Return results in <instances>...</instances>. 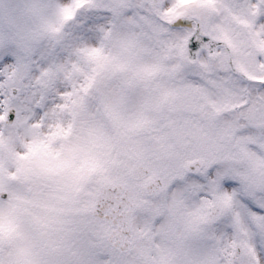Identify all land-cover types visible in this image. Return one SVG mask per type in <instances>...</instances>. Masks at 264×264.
<instances>
[{
  "label": "snow or ice",
  "instance_id": "6c2138e0",
  "mask_svg": "<svg viewBox=\"0 0 264 264\" xmlns=\"http://www.w3.org/2000/svg\"><path fill=\"white\" fill-rule=\"evenodd\" d=\"M84 8L102 10V35L109 29L132 35L146 59L167 66L143 135L169 154L149 190L178 198L195 225L179 264H264V0H198L191 9L178 8L177 0H70L55 31ZM86 72L83 64L71 65L65 73L71 88ZM68 91L60 93L62 102ZM0 100V134L40 120H25L7 96ZM136 101L134 92L125 97L126 104ZM14 170L11 160L0 163V201L18 186L8 176ZM123 255L117 251L115 264ZM47 264L64 261L54 255Z\"/></svg>",
  "mask_w": 264,
  "mask_h": 264
},
{
  "label": "rangeland",
  "instance_id": "374dc122",
  "mask_svg": "<svg viewBox=\"0 0 264 264\" xmlns=\"http://www.w3.org/2000/svg\"><path fill=\"white\" fill-rule=\"evenodd\" d=\"M197 2L198 0H177V7L191 9ZM32 3H38L45 14L55 20L62 7L70 3V0H8L6 16L10 26L7 31L14 38L0 43V73L7 75L6 80H0V95L8 97L9 106L15 108L17 116H23L25 120L32 117L40 120L31 123L34 125L35 134L30 131V134L26 135L23 128L21 133L17 134L21 137L17 138L15 135L17 131H14L8 135L0 134L1 140L5 137L16 141L12 149L14 155L15 151L23 150L24 157L20 159L26 164H37L36 170L44 169L45 176H48V168H51V179L59 177L56 171L62 168L64 158L66 182L69 181L70 188L78 183L74 178V165L77 162H72L69 166L68 164L79 154H87L93 158L101 155L98 159L104 166L101 168L92 165L97 162H90L89 165L95 168V172L91 169L89 172L98 176L97 174L102 173L106 166L108 168L105 171L109 173L110 180L128 181L129 168L141 161L149 167L150 175H156L158 168L166 166L165 161L169 154L162 146L153 144L146 135H143V130L162 94L167 66L159 58L146 59L144 49L132 35L114 36L112 29L102 35L99 30L104 20L103 12L99 9L78 10L72 20L64 22L59 33L38 37H15V33L20 30V24L26 19L21 13ZM172 14H176L175 9L172 10ZM89 19L98 22L88 23ZM82 47L84 50L79 53L78 50ZM5 57L10 59L6 60ZM73 63L83 64L86 68L95 70L93 77L95 82L90 81L93 84L91 88L90 82H87L89 85L84 89L86 101L80 102L84 105L82 108L79 107L78 111L69 107L70 105L78 107L79 99L82 97L79 96V99L78 96L73 97L77 95L76 89L78 91L83 87L86 76L83 81H78L71 88L73 80L68 79L65 73L70 70ZM132 65H136L138 69L135 74L128 73V68ZM45 70H48L47 76L44 75ZM111 73L113 76L117 75V78L112 77ZM148 75H156L153 77L154 81L159 80L161 84V89L154 87L151 94L147 92L150 91L147 86L151 81ZM7 85L19 88L15 99L8 95L10 87H7L5 92ZM62 91H68L66 98L67 95H73L70 98L75 100L67 101L65 98L62 102L60 96ZM130 92L137 96L134 105L125 103V97ZM152 96L158 97L152 98L154 104L151 102ZM96 97L98 100L91 108L90 103ZM3 103L5 101L0 100V104ZM96 105L104 111L103 114L101 110L98 114L94 113ZM75 117L80 118V127L73 130ZM49 149H54L60 156H50ZM83 157L87 156H80ZM3 158L5 151L0 150V162ZM47 158L57 159L50 160L49 166H46ZM11 173L13 174V171ZM78 179L82 180L79 177ZM94 180L91 177L89 180L91 183L85 186L79 195L86 210L89 209L88 204L95 195ZM129 190L132 197L145 199L147 206L141 209L139 215L135 213V227L137 223L140 226L137 233L134 228L135 240L132 242L131 253L121 257L122 264H173L174 261L175 264H179L181 259H186L189 251L188 241L196 235V230L195 225L182 211L181 201L176 197L163 195L145 196L142 181L132 182ZM49 197L53 206H64L59 200V192H53ZM24 208L29 212L21 211L14 205H5L2 208L7 222H17L20 229L19 237L23 234L21 227L24 218L31 217L37 225L33 210L42 212L33 207L28 208L27 204ZM55 212L59 214L58 211ZM157 220L159 223L155 222ZM10 228H14L13 224ZM107 228H109L107 223H94V239L98 241L102 239L101 243L95 241L98 246L84 243L78 248L80 255L74 256L68 264H115L117 250L103 240ZM44 234L43 228L40 229L43 242L49 246V243L45 242ZM71 251L63 247V257L61 256L63 261Z\"/></svg>",
  "mask_w": 264,
  "mask_h": 264
},
{
  "label": "clouds",
  "instance_id": "9594fccd",
  "mask_svg": "<svg viewBox=\"0 0 264 264\" xmlns=\"http://www.w3.org/2000/svg\"><path fill=\"white\" fill-rule=\"evenodd\" d=\"M8 0H0V43H5L14 37L7 31ZM26 19L20 24V30L15 37L24 38L56 34V28L61 27V16L54 20L49 18L38 3L29 4L21 13ZM4 223H7L6 216ZM21 232L18 238H0V264H47L54 255L62 256V253L46 245L41 236L39 227L31 217L24 218ZM175 264V261L173 262Z\"/></svg>",
  "mask_w": 264,
  "mask_h": 264
},
{
  "label": "water",
  "instance_id": "95a60500",
  "mask_svg": "<svg viewBox=\"0 0 264 264\" xmlns=\"http://www.w3.org/2000/svg\"><path fill=\"white\" fill-rule=\"evenodd\" d=\"M11 95L14 96L15 93H13V91H11ZM146 173H147V170L144 167L138 166L132 170L131 176L134 178L135 177L140 178V177L144 176ZM154 183H155V179L150 181L148 185H145L146 190L151 192L149 190V186L154 184ZM103 188L104 189L101 190V192L98 196L99 200H97L95 203L94 212L98 215L109 218L118 224V229L113 234H110L108 236V238L110 239V241L114 245L125 250L128 248L129 235H130V224H129L130 216L128 215V213L130 214L131 210L133 209V204H132V202H130L126 199L127 204L131 206L130 211H129L128 207L118 209L120 211V214L118 215V217H116L118 219H116L114 217V215H116V213L114 211L117 208L112 205V201L114 200V198H117L118 199V205L121 206V204H123L121 199H120L121 202H119V198H120L121 193H122V191L120 190L121 186L117 185V184H112V185L104 184ZM123 191L125 193V187L124 186H123ZM113 236L116 237V239L119 241H113V239H111Z\"/></svg>",
  "mask_w": 264,
  "mask_h": 264
}]
</instances>
